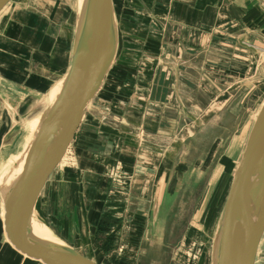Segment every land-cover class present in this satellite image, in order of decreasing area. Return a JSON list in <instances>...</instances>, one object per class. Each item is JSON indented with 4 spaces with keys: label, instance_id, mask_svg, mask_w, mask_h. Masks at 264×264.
<instances>
[{
    "label": "rangeland",
    "instance_id": "obj_1",
    "mask_svg": "<svg viewBox=\"0 0 264 264\" xmlns=\"http://www.w3.org/2000/svg\"><path fill=\"white\" fill-rule=\"evenodd\" d=\"M115 2L116 25L120 39L118 56L107 73L102 87L87 107L74 140L40 192L36 214L42 222H45L49 228L66 240L63 231L56 226L54 218L64 216L67 210L65 206L66 203L68 204L71 192L75 198L80 199L82 187L86 191L89 186H92L89 188V193L96 200L98 194V198H103L102 190L105 191L108 187L114 190V183V185L126 184V180L131 177L123 171L124 165L119 167L117 163L115 165L108 164L104 174L101 173L103 170L96 174L86 171L85 162L81 159L85 150L100 154V151H104L105 147L106 150L113 151L112 138L107 139V137L105 141L101 140L97 127L99 125L103 128H107L106 125L117 127L121 124L122 128L124 126L128 128L125 135H134V133L139 135V137L132 136L134 141L124 147L125 154L130 153L131 157L136 156L139 161L144 162L150 159L164 158L163 160L170 168L169 172L172 173L181 166L179 172L184 174L175 177L178 181L177 190L165 197L159 209V217L153 221L154 224H152L149 205L141 208L136 207L135 205L142 206L141 203L135 204V200L131 199L133 210L137 208L138 212L148 211L149 223L145 227L149 231L150 239L146 243L139 244L140 240H134L137 248L133 247L129 250L124 247L123 241L118 245L114 244L112 227L116 225L113 224L115 217L112 213L113 208L102 204L99 210H108L109 207L114 217L112 219L109 217L100 218L98 226L96 223L91 224V232L94 236L93 250L84 243L82 245L79 243L78 247L71 245L98 264H212L214 235L219 216L236 164L243 151L242 132L245 128H251L256 111L264 103V33L252 27L250 30H245L240 25H236L234 31L229 32L231 34L229 36L226 34L225 37H221L224 34L218 32L216 37H211V44L206 55L199 56L200 75H197L196 63L194 64L192 61L180 70L186 76L185 84L187 86H185V90L183 89V94L181 93L185 102L184 111L179 114L180 117L177 119L179 123L186 125L185 132L182 131L173 137L174 135L165 129L162 130L166 135L163 138L155 135L148 136L143 126L145 118L142 115L138 121L136 120V123H142L143 129L133 128L130 124L134 118L129 119L127 116V114H131L124 111L119 112V110H115L118 107L113 105L118 104L119 100H126L127 96L133 94L129 90H124L129 84L132 86L138 84L137 94L143 93L144 97H147V86L151 83L150 71L151 69L154 72L160 71L162 65L161 52L163 48L159 42L162 36L161 18L155 16V13L152 14L149 0H115ZM80 12L79 0H10L0 11V22L9 21L15 14H23L24 16L20 15L23 19L25 17L39 19L40 35L49 38L53 54L57 44L55 49L58 54L55 58L56 66L62 70L70 60H67L66 57L70 56L71 47L73 48ZM21 26L31 32L34 24L32 21L25 22L24 20ZM242 35L248 36L247 45L242 43L244 37ZM64 38L66 39L65 44ZM256 38H261L262 43L257 42ZM65 50L67 55H65ZM187 50V48H183L181 52L183 51L182 53L185 55H192L186 52ZM199 50L197 47L193 48L192 53L194 51L199 53ZM22 52L24 57L29 58L26 65L28 69H25L24 72L31 76L35 75L40 64L44 63L42 59L44 57L38 60L37 55L33 52L28 53L27 50ZM174 52H176L175 48ZM127 54L131 55L130 60L133 61L131 66L121 63ZM208 59L211 61L209 62ZM190 66L191 68H189ZM7 67L10 69V63ZM69 67L70 65L62 77L59 74L58 79L49 81L48 87L39 94L34 91V94L29 97L18 96L13 99L14 104L6 96H1L3 99L0 98V166L8 154L19 150V141L26 131L23 123H28L29 127L32 126L34 129L40 122L41 113L50 106L49 101L55 95L57 86L63 82ZM188 69V74H186L185 71ZM9 72L10 70L6 74ZM208 83L210 86L207 85ZM117 84L122 85L119 88L121 95L116 92V87L114 89V85ZM211 86L218 91L217 97ZM2 88L7 89L3 82H0V93ZM195 98L197 101L193 100ZM214 99L216 100L213 101ZM193 103L196 106H193ZM119 107L124 108V103L119 104ZM98 109L102 112H99ZM199 109H201L200 112ZM115 112L117 114H114ZM121 113L126 114L124 118L118 116ZM199 114L201 119L199 121L202 124L200 130L196 128L197 124H193L192 121L193 117ZM165 115L168 117L166 126L176 125V122L173 121L177 117L175 110L167 109ZM20 120L22 121L20 122ZM87 120H91L92 125L88 124ZM82 130L89 131V134L85 133V135L94 139L90 144L86 145L87 140L81 138ZM111 131L112 129L109 130L110 133ZM95 139H98L100 144L99 142L97 144ZM130 159L131 163L132 158ZM139 164L142 163L139 162ZM11 169L12 165L7 170L8 174H12L9 179L8 174L4 177L0 170V190L13 178L14 174L11 173ZM114 171L117 175L116 179L120 181L113 179ZM172 179L174 180L171 176ZM100 187L101 192L99 191ZM171 187L170 183L168 189ZM109 194L113 193L106 190L104 198L108 199ZM0 203L3 205L1 200ZM119 210L116 208V211ZM138 226L142 227V225ZM86 233L89 234L88 231ZM102 234H105V237L101 236ZM140 234V231L136 233L138 237ZM71 235L70 239L74 240ZM66 242L68 241L66 240ZM255 264H264V233L259 243Z\"/></svg>",
    "mask_w": 264,
    "mask_h": 264
},
{
    "label": "crops",
    "instance_id": "obj_2",
    "mask_svg": "<svg viewBox=\"0 0 264 264\" xmlns=\"http://www.w3.org/2000/svg\"><path fill=\"white\" fill-rule=\"evenodd\" d=\"M149 1L152 6V14L154 15L155 13V16L157 15L161 18L162 36L159 42L163 48V51L161 52L163 59L160 71L158 70L154 72L151 69V83L147 86V97H144L143 93H141V95L143 94L142 97L140 94H137L138 84L135 86L129 84L124 90H129V92L133 94L127 96L126 100L118 99V104H114L113 106H117L118 108L115 110H119V112L124 111L131 114H127V116H129V119L134 118V121L131 120L132 124H130L133 128L143 129L141 126L143 125L142 123H136V120L138 121V118L142 115L143 118H145V124L143 126L145 127V132L148 136L155 135L156 137L163 138L166 135L162 132V130L166 129V131H169V133L175 137L182 131L184 133V129L186 128V125L179 123V120L177 119L180 117L179 114L184 111L185 102L182 94L183 89L185 90V86H187L185 84L186 76H184L180 70L184 68V65L189 64V62L192 61V63H196L195 67L198 70L196 71L197 75H200L201 62L199 56L201 54L206 55L207 49L211 44V37H216L218 32L220 34H224L221 37H225L226 34L229 36L231 35L229 32L234 31L233 29L236 25H240L242 29L244 28L245 30H250L252 27L253 29L262 31L261 33H264V0ZM113 8L116 18L115 0H113ZM20 15L23 14H15L9 21L5 23L2 21L0 22V82H3V85L7 87V89L2 88L0 98L3 99L2 97L6 96L13 104L14 98L18 96L29 97V95L34 94V91L39 94L48 87L49 81L56 79L59 74L62 77L68 65H70L72 55L71 47V52L69 53L70 56L68 58L66 57L67 60L70 59L68 60L69 62L67 66L64 69L59 70L56 66L57 61L55 59L57 57L56 55H58L55 52L57 44L54 47L53 54L51 51L52 44L49 38L40 35L39 19H28V17L23 19ZM24 20L25 22H33L34 26L31 32L30 30L23 29L21 26ZM242 36H244L243 38L246 39V42L249 41L247 35ZM64 40L65 44L66 39L64 38ZM256 41L262 43L261 38H256ZM196 47L200 49L199 53H196L195 51L192 53V49ZM174 48L176 49V52H174ZM183 48H187L188 50L186 52H189L192 55H185V53H182L183 51L181 52V49ZM25 50H27L28 53L33 52L37 55L38 60H40L41 57L45 58H42L44 63L40 64L35 75L31 76L28 75L27 72H24L25 69H28V66L26 65L28 64L29 59L28 57H24L25 55L22 51ZM65 55H67L66 50ZM130 59L131 55L127 54L126 57H123L121 63L123 65L131 66L133 65V61ZM208 60L209 62L211 61L210 59ZM159 62L161 63V61ZM8 63L11 65L10 69L7 67ZM203 63H205L204 60ZM210 64L211 63H209V65ZM189 68H191V66ZM9 70L10 72L6 74ZM188 71L189 69L185 71L186 74H188ZM145 72L147 73V71ZM121 84L114 85V89L116 87V92L119 93V95H121V90H119L120 86H122ZM207 85L210 86V83ZM211 87L217 97L218 91L215 90L213 86ZM193 100L197 101V98ZM25 103H27V101H25ZM123 103L124 108H120L119 104ZM193 106H196L195 103H193ZM96 107L99 108V106ZM205 107L208 108L209 106ZM167 109H173L177 113L176 119H173V121L176 122V125L172 124V126H166V119H168V117L165 113ZM198 111L200 112L201 109ZM198 111L196 112L198 113ZM99 112L102 111L99 110ZM114 114L117 113L115 112ZM125 115V113L118 114V116L122 118H124ZM91 120L93 121V119ZM91 120H87L86 122L92 125ZM199 120H201L200 114L198 116H194L192 121L193 124H197L196 128H199L200 130V125L202 124ZM103 124L105 125V123ZM190 124L192 123L190 122ZM190 124L188 125L190 126ZM106 126L107 128H103L99 125L97 127L98 134L100 135L101 140L104 141L107 137V139H109V137L112 138L111 145L113 151L108 149L106 150L105 147V150L100 151V154H98V152L85 150L81 159L85 162L84 166L86 167V171L99 174L103 170L101 173L104 174L108 164L115 165L117 163L119 167H122L123 165L125 166H123L122 169L124 172H127V175L131 178L126 180V184L118 183V185H114V183V190H111L112 188L110 189L109 187L108 189H105V191L108 190V192L113 193L109 194L108 199L104 198L105 191L103 190V198H98L99 194L96 196V200L90 196L89 188L92 186H89L86 191L82 187L80 199L75 198V195L71 192L68 204L66 203L65 206L67 210L64 216H56L54 219L56 220V226L63 231L66 240L70 244L78 247V245H82L84 243L91 250H93L94 245H92V241L94 240V236L91 232V224L96 223L98 226L100 218L103 219L109 217L112 219L114 217L113 215H115L113 224L116 226L112 227L114 244L118 245L121 241H123L125 244L124 247H126V250H129L133 249V247L137 248L134 240H140L139 244H144L148 239H150L148 235L149 231L145 227L149 223V217H147L148 211L138 212L136 207H147L148 204L149 209H151L152 224H154L153 221L159 217V209L164 202L165 197L169 196V193H173L177 190V176L184 173L179 172V170H181V166H179L176 171L172 173L169 172L170 168L166 165L165 160H163L164 158L161 157L157 160L150 159L149 161L146 160L144 162L142 160L139 161V158L136 156L131 157L130 153L125 154L123 151L124 147L133 142L134 140H132V136L134 137L138 133H134V135L129 134L127 136L125 135L128 130L126 126H124V128H122L121 124L117 127L109 125ZM111 129L112 131L110 133L109 130ZM246 129L247 128H245L244 132H242L244 145L251 128ZM85 133L89 134V131L82 130L81 134L83 136H81V138H83V140H87V142H85L87 145L94 139L85 135ZM137 137H139V135H137ZM174 139L175 138H173V140ZM97 140L96 143L99 142L100 144V141ZM101 144L103 143L101 142ZM130 158H132L131 163ZM139 162L142 164H139ZM113 174L115 176L113 179L120 181L119 179H116L117 175L115 171ZM171 176L174 178V180L172 179L173 182L171 180ZM12 180L13 178L7 182L8 186L12 184ZM170 183L172 184V187L171 189H168ZM6 186H2L0 190L1 202H4L5 192L9 189L8 186ZM91 191L93 190L91 189ZM99 191L101 192V187ZM131 199L135 200V204L141 203L142 206L135 205L136 209L133 210L134 207L132 206L133 202ZM38 200L39 198H37L34 205L35 213L37 210L36 206ZM102 204L103 206L107 204V206L112 207L113 212L110 211V208L108 207V210H102V213V211L99 210ZM2 206L3 205L0 203V264H43L40 260H36L21 253L7 239L4 230V209ZM116 208H119L120 210L116 211ZM33 216L38 218L37 214L34 215L33 213ZM138 225H142V227ZM86 231H88L89 234H87ZM138 231L141 232L139 237L136 235ZM70 235L74 237V240L70 239ZM101 236L105 237V234H102Z\"/></svg>",
    "mask_w": 264,
    "mask_h": 264
},
{
    "label": "water",
    "instance_id": "obj_3",
    "mask_svg": "<svg viewBox=\"0 0 264 264\" xmlns=\"http://www.w3.org/2000/svg\"><path fill=\"white\" fill-rule=\"evenodd\" d=\"M9 1L0 0V11ZM117 46L113 0H85L62 88L41 113L33 139L12 165L11 173L25 160L22 169L14 174L10 186L5 184L9 188L4 195L6 237L21 253L43 264H98L71 244L36 236L31 222L36 200L102 87ZM263 233L264 104L233 173L214 237L212 264H255Z\"/></svg>",
    "mask_w": 264,
    "mask_h": 264
},
{
    "label": "bare ground",
    "instance_id": "obj_4",
    "mask_svg": "<svg viewBox=\"0 0 264 264\" xmlns=\"http://www.w3.org/2000/svg\"><path fill=\"white\" fill-rule=\"evenodd\" d=\"M84 2H85V0H79V7L81 6H83V4H84ZM117 24V23H116ZM117 26V25H116ZM117 31H118V27H117ZM243 39V44H245V45H247V42L245 41L246 39H244V38H242ZM119 47H120V39H119V34H118V46H117V51H116V56H117V54H118V51H119ZM256 49L257 50H259V52H260V49H258V47H256ZM260 53H262V51L260 52ZM263 53H264V51H263ZM65 77H66V75H65ZM65 77H64V79H65ZM64 81V80H63ZM62 84H63V82L62 83H60L58 86H57V91L56 90H53L54 92L56 91V93H54L55 95L52 97V99L49 101V103L50 104H52L53 102H54V100L56 99V97H57V95L59 94V92H60V90H61V88H62ZM56 85V84H55ZM53 87H54V85H53ZM52 91V90H51ZM52 93V92H51ZM52 96V95H51ZM93 101V100H92ZM92 101H90V103H89V105L92 103ZM264 104V103H263ZM262 104V105H263ZM88 105V106H89ZM262 105L261 106H259V109H258V111H256V113H255V116H254V120L256 119V117H257V115H258V113H259V111H260V109H261V107H262ZM23 109V108H22ZM254 120H253V122H254ZM22 120H20V122H21ZM253 122H252V124H253ZM40 123V122H39ZM39 123L36 125V127L34 128V129H32L33 127L32 126H30L29 127V124L28 123H23V124H25L24 126H25V132L22 134V137H21V140L19 141V150L18 151H15V152H13V153H10V154H8V157L6 158V160L1 164V172H2V175H4V177L8 174L7 173V170H8V167L9 166H11V165H13L14 164V162L18 159V157L20 156V154L21 153H23L27 148H28V146H29V143H30V141L33 139V136H34V133H35V131L37 130V128H38V125H39ZM28 127H29V130H28ZM30 129H32V130H30ZM249 132H250V130H249ZM26 133V134H25ZM248 135H249V133H248ZM248 135H247V137H248ZM246 140H247V138H246ZM246 143V142H245ZM70 146V145H69ZM69 146H68V148H69ZM67 148V149H68ZM243 149H244V147H243ZM243 152V151H242ZM242 152H241V155H240V158H241V156H242ZM8 153V152H7ZM240 158H239V160H240ZM26 159H27V157H26ZM239 162V161H238ZM238 162H237V164H236V166L238 165ZM24 163H25V160L24 161H22L21 163H20V165L16 168V169H14V170H12V173L13 174H17L21 169H22V167H23V165H24ZM8 166V167H7ZM4 169H5V171H4ZM9 176H11V174H8V179H9ZM232 179H233V177H232ZM232 182V181H231ZM4 187H5V185H4ZM226 200V199H225ZM3 202V201H2ZM3 209H4V202H3ZM222 210H223V208H222ZM222 210H221V213H222ZM4 213H5V210H4ZM33 213H34V215L36 214L35 213V211H34V208H33ZM221 213H220V215H221ZM219 219H220V216H219ZM219 222V221H218ZM32 232H33V234H35L36 236H38V237H41V238H44V239H46V240H50V241H56V242H60V243H68V242H66V240H64L58 233H56L53 229H51V228H49L48 226H47V224H45V222H42L40 219H39V217L37 218L36 216H33V218H32ZM218 225V224H217ZM216 229H217V227H216ZM215 233H216V231H215ZM214 237H215V235H214ZM69 244V243H68ZM212 251V250H211ZM211 256H212V252L210 253V261H211ZM210 263V262H209Z\"/></svg>",
    "mask_w": 264,
    "mask_h": 264
},
{
    "label": "flooded vegetation",
    "instance_id": "obj_5",
    "mask_svg": "<svg viewBox=\"0 0 264 264\" xmlns=\"http://www.w3.org/2000/svg\"><path fill=\"white\" fill-rule=\"evenodd\" d=\"M107 114H109V113H107ZM56 232V231H55ZM209 262H210V258H209Z\"/></svg>",
    "mask_w": 264,
    "mask_h": 264
}]
</instances>
